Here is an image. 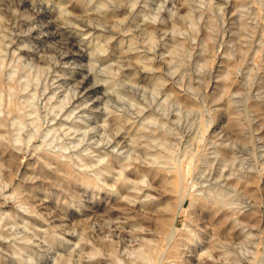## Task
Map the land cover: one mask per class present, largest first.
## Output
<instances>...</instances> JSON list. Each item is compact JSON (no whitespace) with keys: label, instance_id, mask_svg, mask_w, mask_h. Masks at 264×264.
Returning <instances> with one entry per match:
<instances>
[{"label":"rangeland","instance_id":"374dc122","mask_svg":"<svg viewBox=\"0 0 264 264\" xmlns=\"http://www.w3.org/2000/svg\"><path fill=\"white\" fill-rule=\"evenodd\" d=\"M61 1L0 0V264H205L211 237L215 244L208 249L217 262L264 264V0H109L108 11L101 0ZM43 8L52 14H42ZM154 25L165 34L152 45L147 40ZM71 35L84 39L86 55L70 46ZM143 56L151 66L138 60ZM79 83L89 85L85 92ZM96 85L97 93L89 94ZM144 125L160 133L141 137ZM108 149L123 153L131 168L101 158ZM155 151L175 163L146 175ZM85 157L95 161L89 170ZM222 172L244 177L230 181L240 193L231 189L230 196L245 207V234L218 241L202 202L191 208L188 199V209L176 219L178 241L168 244V222L175 216L168 208L178 212L181 194L168 181L179 175L190 185L196 177L212 173L217 179ZM191 223L207 247L173 250L172 244L188 238L184 229ZM144 239L159 242L165 256L140 255Z\"/></svg>","mask_w":264,"mask_h":264},{"label":"bare ground","instance_id":"6f19581e","mask_svg":"<svg viewBox=\"0 0 264 264\" xmlns=\"http://www.w3.org/2000/svg\"><path fill=\"white\" fill-rule=\"evenodd\" d=\"M48 1V0H47ZM53 1V0H52ZM61 1V0H60ZM81 1V0H80ZM91 1V0H90ZM96 1V0H95ZM133 1V0H132ZM62 2V1H61ZM67 2V1H66ZM27 3V0H21V2H20V4H26ZM99 3V5H100V7H102V8H104V9H106V11H108L109 10V7H111L110 5H109V0H101V1H99L98 2ZM128 3V2H127ZM61 4V3H60ZM60 4L58 5V6H60ZM116 4V3H115ZM114 4V5H115ZM56 5V4H55ZM78 5V4H77ZM76 7V6H75ZM91 7V6H90ZM137 7V6H136ZM157 7V6H156ZM36 8V7H35ZM93 8H94V4H93ZM158 8H159V6L156 8L157 10H158ZM59 9V8H58ZM92 9V8H91ZM154 9V8H153ZM60 10L62 11V12H66V11H68V8L67 7H65V6H63V5H61L60 6ZM133 10V9H132ZM37 11V10H36ZM72 11V10H71ZM93 11H94V9H93ZM152 11V10H151ZM145 12V11H144ZM159 12V11H158ZM157 12V13H158ZM161 12V11H160ZM159 12V13H160ZM37 13V12H36ZM80 13V12H79ZM116 13V12H115ZM143 13V12H142ZM165 13H166V10H165ZM42 14H44V15H51L52 14V11L51 10H49L48 8H43V10H42ZM119 14V13H118ZM139 14V13H138ZM151 14V13H150ZM43 15V16H44ZM98 15H100V14H98ZM102 15V14H101ZM145 15V14H144ZM172 15V14H171ZM92 16V15H91ZM115 16V15H114ZM135 16V15H134ZM139 16V15H138ZM163 16V14L160 16V18ZM83 17V16H82ZM106 17V16H105ZM108 17V16H107ZM106 17V18H107ZM66 18H68V17H66ZM71 18H73V17H71ZM135 18V17H134ZM153 18V17H152ZM159 18V17H158ZM36 19H38V18H36ZM74 19V18H73ZM79 19V18H78ZM78 19H76V20H78ZM98 19V18H97ZM113 19V18H112ZM142 19V18H141ZM157 19V18H156ZM75 20V21H76ZM88 20V19H87ZM79 21H82V20H79ZM89 21V20H88ZM156 21H158V20H156ZM15 22V21H14ZM58 22H59V20H58V18H55V20L53 21V25H57L58 26ZM72 22V21H71ZM136 22V21H135ZM80 23V22H79ZM148 23V22H147ZM159 23H161V21L160 22H158V24ZM44 24V23H43ZM42 24V25H43ZM60 24V23H59ZM82 24V23H81ZM139 23H137V25H138ZM142 24V23H141ZM141 24H139L138 26H140ZM155 24V23H154ZM41 25V26H42ZM72 25V24H71ZM85 25V24H84ZM84 25H82V26H84ZM88 25V24H87ZM119 25V24H118ZM120 25H122V24H120ZM40 26V27H41ZM45 26V25H44ZM86 26V25H85ZM105 26V25H104ZM143 26V25H142ZM171 26V25H170ZM38 27V26H37ZM92 27V26H91ZM141 27V26H140ZM144 27H145V25H144ZM163 27V26H162ZM166 27V26H165ZM50 28H51V26L49 25V26H47V28H44L45 29V31L46 30H50ZM67 28H68V26H67ZM142 28V27H141ZM148 28V27H147ZM74 29V28H73ZM82 29H83V27H82ZM94 29H95V26H94ZM97 29V28H96ZM142 29H144V28H142ZM150 29V28H149ZM148 29V30H149ZM154 29H155V31H153V32H151L150 34H149V37H148V40L147 41H150L151 43H152V45L153 44H155V43H157V37H158V34H160L161 32L163 33V28L161 29V25L160 26H158V25H154ZM36 30V29H35ZM52 30V29H51ZM66 30V29H65ZM76 30H78V29H76ZM75 30V31H76ZM89 30H91V28H88L87 29V31H89ZM100 30V29H99ZM57 31V30H56ZM55 31V32H56ZM61 31V30H60ZM71 31V30H70ZM82 31V30H81ZM98 31V30H97ZM173 31V30H172ZM40 32V31H39ZM38 32V33H39ZM42 32H43V30H42ZM41 32V33H42ZM48 32V31H47ZM96 32V31H95ZM112 32V31H111ZM137 32V31H136ZM142 32V31H141ZM145 32V31H144ZM146 32H147V29H146ZM59 33V32H58ZM58 33H55L54 34V36L55 37H57L58 36ZM72 33V32H71ZM86 33V32H85ZM104 33V32H103ZM108 33V32H107ZM60 34V33H59ZM65 34V33H64ZM66 34H68L67 33V30H66ZM83 34V33H82ZM144 34V33H143ZM163 34H165V32L163 33ZM163 34H161V35H163ZM180 34V33H179ZM41 35V34H40ZM45 35V34H44ZM49 35V34H48ZM69 35V34H68ZM85 35V34H84ZM94 35H95V33H94ZM104 35V34H103ZM140 35V34H139ZM160 35V36H161ZM35 36V35H34ZM37 36V35H36ZM72 36V35H71ZM77 36V35H76ZM90 36V35H89ZM116 36V35H115ZM37 37H39V36H37ZM52 37V36H51ZM59 37H61V35L59 36ZM92 37V36H91ZM95 37V36H94ZM142 37V36H141ZM140 37V38H141ZM173 37V36H172ZM46 38V37H45ZM80 38V37H79ZM85 38V37H84ZM105 38V37H104ZM174 38V37H173ZM65 40V39H64ZM82 40V39H81ZM145 40V39H144ZM168 40H170V39H168ZM37 41V40H36ZM40 41H41V39H40ZM67 41V40H66ZM84 41V39L82 40V41H80V40H78V39H76L74 36H72L71 37V39H70V46L73 48V49H76L77 51H79V53L81 52V53H83V54H85L86 55V51H83L82 49H81V47H80V45H81V42H83ZM89 41V40H88ZM142 41V40H141ZM44 42V41H43ZM62 42V41H61ZM171 42V41H170ZM41 43V42H40ZM65 43V42H64ZM87 43V42H86ZM173 43V42H172ZM93 44V43H92ZM147 44V43H146ZM164 44V43H163ZM45 45V44H44ZM65 45V44H64ZM82 45H84V44H82ZM81 45V46H82ZM85 46V45H84ZM93 46V45H92ZM147 46V45H146ZM166 46H168V45H166ZM68 47V46H67ZM98 47L101 49V50H103V51H105V48H104V46H102V45H98ZM148 47V46H147ZM174 47V46H173ZM71 48V49H72ZM126 48V47H125ZM135 48V47H134ZM158 48V47H157ZM168 48H170V47H168ZM41 49V48H40ZM57 49V48H56ZM127 49V48H126ZM176 49V48H175ZM174 49V50H175ZM90 50V49H89ZM163 50V49H162ZM53 51V50H52ZM68 51V50H67ZM88 51V50H87ZM155 52V51H154ZM179 52V51H178ZM60 53V52H59ZM65 54V53H64ZM62 55V54H61ZM68 55V54H67ZM69 55H71V54H69ZM133 55V54H132ZM176 55H178V54H176ZM175 55V56H176ZM65 56V55H64ZM114 56V55H113ZM130 56V55H129ZM88 57V56H87ZM110 57V56H109ZM118 57V56H117ZM144 57V56H143ZM138 57V60L139 61H141L144 65H145V67H147L148 65H152V63L151 62H149V60H148V58L147 57ZM60 58V57H59ZM167 58V57H166ZM176 58V57H175ZM174 58V55H173V57H172V59H175ZM76 59V58H75ZM80 59V58H79ZM178 59V58H177ZM73 60V59H72ZM88 60V59H87ZM92 60V59H91ZM151 60V59H150ZM95 61V60H94ZM177 61V60H176ZM119 62V61H118ZM106 63V62H105ZM126 63H127V61H126ZM151 63V64H150ZM156 63V62H155ZM158 63V62H157ZM179 63V62H178ZM66 64V63H65ZM103 64V63H102ZM77 65V64H76ZM101 65V64H100ZM176 65V64H175ZM107 66V65H106ZM168 68H170V67H168ZM177 69V68H176ZM163 71V70H162ZM171 71V70H170ZM154 72V71H153ZM160 72V71H159ZM87 73V72H86ZM108 73H109V71H108ZM154 74H156L155 72H154ZM114 75V74H113ZM165 75V74H164ZM173 75V74H172ZM91 76V75H90ZM105 76V75H104ZM109 76V75H108ZM130 76V75H129ZM128 76V77H129ZM141 76V75H140ZM93 77H95V76H93ZM154 77V76H153ZM180 77V76H179ZM76 79V78H75ZM81 79V78H80ZM105 79V78H104ZM160 79H162L161 77H160ZM88 80H90V77H86V81H88ZM92 80V79H91ZM98 80V79H97ZM103 80V79H102ZM111 80V79H110ZM110 80H106L107 82H109L111 85H115L113 82H112V80L110 81ZM126 80V79H125ZM152 80V79H151ZM78 81V80H77ZM83 81V80H82ZM81 81V82H82ZM96 81V80H95ZM157 81V80H156ZM162 81V80H161ZM122 82V81H121ZM152 82V81H151ZM158 82V81H157ZM95 83V82H94ZM118 83V82H117ZM143 83V82H142ZM165 83V82H164ZM79 84H81L82 85V89L84 90V92L87 90V88H88V86L89 85H87L86 83H79ZM109 84V85H110ZM75 85V84H74ZM86 85H87V87H86ZM102 85V84H101ZM106 86V85H105ZM159 86V85H158ZM110 87V86H109ZM140 87V86H139ZM80 88V87H79ZM111 88V87H110ZM138 88V87H137ZM100 89V87L98 86V85H96L95 86V88L93 89V90H90L89 91V94H92V93H97V91ZM111 90V89H110ZM129 90V89H128ZM145 90V89H144ZM118 91V90H117ZM131 91V90H130ZM80 92V91H79ZM154 92V91H153ZM164 92V91H163ZM171 92V91H170ZM108 93V92H107ZM133 93H134V91H133ZM139 93V92H138ZM165 93V92H164ZM131 94V93H130ZM156 94H157V92H156ZM93 95V94H92ZM101 95V94H100ZM105 95V94H104ZM104 95H102V96H104ZM142 95V94H141ZM89 96V95H88ZM97 96V95H96ZM107 96V95H106ZM143 96V95H142ZM141 96V97H142ZM156 96V95H155ZM108 97V96H107ZM130 97H132V96H130ZM164 97V96H163ZM78 98V97H77ZM110 98V97H109ZM144 98V97H143ZM149 98V97H148ZM154 98V97H153ZM152 98V99H153ZM156 98H157V96H156ZM82 99V98H81ZM80 99V100H81ZM91 99V98H90ZM95 99H96V97H95ZM83 100V99H82ZM106 100H107V98H106ZM120 100V99H119ZM130 100H134V99H131L130 98ZM129 100V101H130ZM144 100V99H143ZM171 100V99H170ZM90 101V100H89ZM98 101V100H97ZM122 101V100H121ZM128 101V102H129ZM147 101V100H146ZM172 101V100H171ZM95 102V101H94ZM159 102V101H158ZM76 103H78V102H76ZM82 103V102H81ZM84 103V102H83ZM92 103V102H91ZM107 103V102H106ZM130 103V102H129ZM131 103H134V102H131ZM138 103V102H137ZM152 103V102H151ZM79 104V103H78ZM88 104H89V102H88ZM87 104V105H88ZM146 104V103H145ZM180 104V103H179ZM91 105V104H90ZM93 105V104H92ZM163 105V104H162ZM98 106V105H97ZM96 106V107H97ZM155 106V105H154ZM168 106H170V105H168ZM84 107V106H83ZM100 107V106H99ZM141 107V106H140ZM171 107V106H170ZM179 107V106H178ZM81 108V107H80ZM79 108V109H80ZM132 108V107H131ZM136 108H138L137 107V105H136ZM161 108H162V106H161ZM176 109H177V107H175ZM64 109V108H63ZM77 109V108H76ZM135 109V108H134ZM176 109H174V110H176ZM78 110V109H77ZM136 110V109H135ZM144 110V109H143ZM142 110V111H143ZM147 110V109H146ZM83 111V110H82ZM94 111V110H93ZM114 111V110H113ZM72 112V111H71ZM149 112V111H148ZM65 113V112H64ZM79 113H80V111H79ZM83 113H85V111L83 112ZM87 113V112H86ZM118 113V112H117ZM68 114H70V113H68ZM79 115V114H78ZM85 115V114H84ZM145 115V114H144ZM150 115V114H149ZM155 115V114H154ZM103 116V115H102ZM115 116V115H114ZM177 116V115H176ZM175 116V117H176ZM74 117V116H73ZM86 117V116H85ZM105 117V116H104ZM135 117H137V116H135ZM142 117V116H141ZM151 117V116H150ZM70 118V117H69ZM145 118V117H144ZM164 118V117H163ZM176 118H179V117H176ZM82 119V118H81ZM141 119L142 118H140V121H141ZM146 119V118H145ZM144 119V120H145ZM92 120V119H91ZM108 120V119H107ZM134 120V119H133ZM153 120V119H152ZM164 120V119H163ZM87 121V120H86ZM114 121H116L118 124H121L122 123V118H121V116H116L115 117V120ZM146 121V120H145ZM59 122H60V120H59ZM87 122H89V120L87 121ZM91 122V121H90ZM151 122V121H150ZM85 123V122H84ZM93 123V122H92ZM143 123V122H142ZM174 123V122H173ZM76 126H80L81 125V123H74ZM154 124V123H153ZM164 124V123H163ZM162 124V125H163ZM91 125H93V124H91ZM103 125V124H102ZM105 125V124H104ZM109 125V124H108ZM142 125V124H141ZM166 125L168 126L169 124H167L166 123ZM173 125H175V124H173ZM74 125H72V127H73ZM85 126V125H84ZM87 126H88V124H87ZM119 126V125H118ZM149 126V125H148ZM161 126V125H160ZM75 127V126H74ZM99 127V126H98ZM107 127V126H106ZM95 128H96V126H95ZM94 128V129H95ZM120 128V127H119ZM97 129V128H96ZM103 129V128H102ZM108 129V128H107ZM140 129H142L141 130V132H140ZM149 129V127H147V126H145L144 125V127L142 126V127H140L139 129H138V132H140L139 133V135L141 136V137H144V136H149V137H155L154 135H155V133H157V134H159L158 132H156L155 131V133H153V131H149L148 130ZM79 130V129H78ZM120 130H121V128H120ZM175 130V129H174ZM177 130H178V128H177ZM96 131V130H95ZM105 131V130H104ZM158 131V130H157ZM176 131V130H175ZM179 131V130H178ZM125 132V131H124ZM136 132V131H135ZM161 132H162V130H161ZM83 133V132H82ZM105 133H106V131H105ZM120 133H121V131H120ZM127 133V132H126ZM163 136L164 135H166V132L165 131H163ZM85 135V134H84ZM89 135V134H88ZM94 135V134H93ZM108 135V134H107ZM161 135V134H160ZM87 136V135H86ZM92 136V135H91ZM162 136V137H163ZM80 137V136H79ZM83 137V136H82ZM89 137V136H88ZM103 137H106V136H103ZM177 137H178V135H177ZM75 139V138H74ZM98 139V138H97ZM126 139V138H125ZM157 139V138H156ZM103 141L105 140V138H103L102 139ZM109 140V139H108ZM111 140V139H110ZM127 140V139H126ZM129 140V139H128ZM135 140V139H134ZM101 141V140H100ZM94 142V141H93ZM134 142V141H133ZM135 142H137V141H135ZM175 142H177V141H175ZM104 143V142H103ZM112 143V141H110L109 142V144H111ZM167 144V143H166ZM172 144V143H171ZM170 144V145H171ZM118 145H119V143H118ZM144 145V144H143ZM159 145V144H158ZM84 146V145H83ZM127 146V145H126ZM139 146V145H138ZM162 146H165L164 144L162 145ZM112 147H114V145H112ZM119 147H121V145L119 146ZM89 148H91V147H89ZM106 148V147H105ZM122 148V147H121ZM126 149L127 147H123L122 148V150L123 149ZM135 148H136V146H135ZM138 148V147H137ZM149 148H150V146L148 147L147 145H144V146H142L141 147V149L143 150V151H146L147 153L148 152H150V151H148L149 150ZM163 148V147H162ZM84 149H86V148H84ZM95 149V148H94ZM98 149V148H97ZM114 150H116L115 149V147L113 148ZM130 149H132V148H130ZM158 149H159V147H158ZM89 150V149H88ZM100 150V149H99ZM114 150H107L106 151V153H104V155H103V153H102V156H101V158L102 157H107V156H109V157H111V158H113V159H115L116 161H117V163H119L120 164V167L122 168V169H124V171H125V169H129V168H131V166H132V164H130L131 162H127V161H125V156L123 157V153H121V154H119V151H117L118 153H115L116 151H114ZM134 150V149H133ZM136 150V149H135ZM102 151V150H101ZM100 151V152H101ZM124 151V150H123ZM122 151V152H123ZM163 151V150H162ZM85 152V151H84ZM87 152V151H86ZM93 152V151H92ZM96 152V151H95ZM95 152H93V153H95ZM89 153H90V151H89ZM98 153V152H97ZM125 153H129V155L131 156V154H130V152L129 151H125ZM85 154V153H84ZM91 154V153H90ZM135 154V153H134ZM79 155V154H78ZM83 155V154H82ZM128 155V156H129ZM143 155V154H142ZM150 155H153L152 157H154L153 159H152V161H151V163H149L150 165L149 166H147V168L145 167L144 168V166H143V168L146 170V169H148V170H146L147 171V173H146V175H148V174H150V173H148V172H151V171H153V174H154V172H156V171H154V170H157V169H159V168H161V167H163L164 169L167 167V166H165V165H170L171 164V162H170V164H168L169 162H168V160L166 161V159L167 158H171V156H168L166 159H165V157L167 156L166 155V153H163V152H157L156 153V151H155V153L154 154H150ZM164 155H166V156H164ZM84 156H86V157H90L91 155H83V157ZM100 156V155H99ZM81 157V156H80ZM84 158V160H85V164L83 163L84 162V160H83V164H84V166H86L87 168L86 169H84V170H89L90 168L89 167H93V164H92V162L90 161V159L88 160L87 158ZM136 157H137V155H136ZM136 157H134V158H136ZM151 157V158H152ZM105 158H103V162H104V160H105ZM128 158H131V157H128ZM128 158H126V159H128ZM138 158V157H137ZM136 158V159H137ZM142 158V157H141ZM150 157H149V159H151ZM92 159V158H91ZM107 159V158H106ZM131 160H133V159H131ZM131 160H128V161H131ZM56 161V160H55ZM72 161V160H71ZM82 161V160H81ZM174 161V160H173ZM95 162V161H94ZM93 162V163H94ZM102 162V161H101ZM133 162V161H132ZM190 162V161H189ZM188 162V163H189ZM173 163V162H172ZM175 163V162H174ZM174 163L173 164H171V165H174ZM42 164V163H41ZM60 164V163H59ZM103 164V166H104V169H108L109 167H111V164L108 162L106 165H105V163H102ZM228 163H226V164H224V167H228ZM83 166V167H84ZM138 166V165H137ZM176 167V166H175ZM191 167V166H190ZM85 168V167H84ZM170 168H171V166H170ZM174 168V167H173ZM91 169H93V168H91ZM95 169H98L97 167H95ZM163 169V170H164ZM192 169V168H191ZM102 170V169H101ZM144 170V171H145ZM161 170V169H160ZM160 170H159V172H160ZM162 170V171H163ZM168 170V169H167ZM93 171V170H92ZM96 171V170H95ZM127 171V170H126ZM145 171V172H146ZM161 171V172H162ZM225 171V170H224ZM230 171V170H229ZM100 172V171H99ZM98 172V173H99ZM141 172V171H140ZM160 172V173H161ZM178 172V171H177ZM176 172V174H178ZM89 173H92L91 171L89 172ZM102 172H100L98 175H100ZM142 173V172H141ZM156 173H158V171L156 172ZM155 173V174H156ZM175 173V172H174ZM173 173V174H174ZM189 174H191L190 172H188ZM86 174V173H85ZM96 174H97V172H96ZM123 174V173H122ZM87 175V174H86ZM93 175V174H92ZM121 175V174H120ZM119 175V176H120ZM157 175V174H156ZM187 175V174H186ZM204 175V174H203ZM95 176V175H94ZM108 176V175H107ZM143 176H145V175H142V177ZM234 176V177H233ZM100 177V176H99ZM118 177V176H117ZM127 176H125V178H126ZM142 177H141V179H142ZM148 177V176H147ZM173 177H174V175H173ZM124 178V175H123V178L121 179V180H123V179H125ZM143 178H145V177H143ZM175 179H173V180H171V181H168V185H170V187H172L173 189H177V192H179V193H181L180 195H178V197L180 196V198H178L179 199V201H177L178 202V206H176V207H178L177 209H178V212L176 213V211L177 210H173V208L172 209H170V208H168V210H170V212H173V211H175V212H173V213H175V216L174 217H168V219H171V221L170 220H168V221H170V222H168V223H171V227H170V229H167V230H170L168 233L167 232H165V233H167V236H166V239L168 240V244H170L171 242H173V241H175L177 238H175L176 237V233H177V231H178V227H177V224H176V219H177V216H178V214H179V212L181 213V212H183V211H185L186 212V210L188 209V208H186L187 206H186V202H187V200L188 199H191L192 200V204L190 205L191 206V208H192V206H193V203H194V201H200V203L202 202V204L203 205H201V206H204V209H205V211H206V213H207V215H208V217L207 218H209V221L208 222H210L211 221V223L213 224V231H215V234L214 235H216L217 237V239H218V241H223L224 242V239H229L230 238V240L232 239V240H236V237L238 236V235H240V234H245V233H243L244 231H245V225L246 224H244L245 222H243V220L241 219L243 216V214H244V212H243V210L245 209V207L244 206H242V204H241V202H237V201H235L234 199H233V197H231L230 196V190L231 189H233V192H238V194H240L239 193V187L238 186H236V187H233V185L230 183V181L233 179V178H237L238 179V183H240L241 181H242V179H244V177L243 176H241L240 174H237V175H235V173L233 174H229V175H227L225 172H222L221 174H220V177L219 178H215L213 175H212V173H208V175H205L204 177H202L201 176V178L199 177V178H195V179H193V181L191 182L192 184H187L184 180H180V178H182V177H180L179 178V175H176L175 177H174ZM185 178V177H184ZM240 178V179H239ZM119 179V178H118ZM130 179V178H129ZM189 179V178H188ZM188 179H186V180H188ZM191 179V178H190ZM120 180V182H122ZM164 180H166V179H164ZM163 180V181H164ZM180 180V181H179ZM192 180V179H191ZM190 180V181H191ZM97 181V180H96ZM125 181V183H128V179H125L124 180ZM141 181H143V180H141ZM144 182H146V180L144 181ZM188 182V181H187ZM124 183V182H123ZM124 183V184H125ZM133 183H138L137 181L136 182H133ZM142 183V182H141ZM164 183H165V181H164ZM165 185L167 186V183H165ZM134 186V185H133ZM127 187V186H126ZM170 187H168V188H170ZM171 188V190H173ZM150 191V190H149ZM168 191H170V190H168ZM175 191V190H174ZM173 191V192H174ZM143 192V191H142ZM177 192H175V193H177ZM170 193H172L171 191H170ZM143 194V193H142ZM144 194H145V192H144ZM152 196V195H151ZM147 197V196H146ZM148 197H150L149 195H148ZM147 197V198H148ZM154 196H152V198H153ZM238 197V196H237ZM236 197V198H237ZM157 199H159V198H157ZM149 200V199H148ZM151 200V199H150ZM153 200V199H152ZM160 200V199H159ZM154 201H155V199H154ZM153 201V202H154ZM166 201H168V200H166ZM151 202V201H150ZM156 202V201H155ZM162 202V201H161ZM130 203V202H129ZM132 203V202H131ZM152 203V202H151ZM165 203V202H164ZM168 203H172V202H168ZM199 202H198V205L200 204ZM149 204V203H148ZM158 203L156 202V203H154V205H157ZM152 205H153V203H152ZM151 205V206H152ZM149 206V205H148ZM161 205L159 204V208H161L160 207ZM164 206V205H163ZM165 206H167L168 207V205H165ZM141 207V206H140ZM170 207H172V206H170ZM174 207V206H173ZM138 208V207H137ZM154 208H156V206L154 207ZM154 208H151V210H153L152 212H154ZM159 208H158V210H159ZM163 208V207H162ZM191 208H189V209H191ZM202 208V207H201ZM149 209V208H148ZM203 209V208H202ZM202 209H201V211H202ZM139 210V209H138ZM163 211H165L164 209H162ZM172 210V211H171ZM159 211H161V209L159 210ZM162 211V212H163ZM189 211V210H188ZM204 211V210H203ZM156 212V211H155ZM159 213V212H158ZM165 213V212H164ZM166 213H168V212H166ZM205 213V212H204ZM150 214V213H149ZM160 214V213H159ZM162 214V213H161ZM163 215H165V214H163ZM193 215V214H192ZM173 216V215H172ZM158 214H157V218H156V220H158ZM163 217H165V216H163ZM205 217V216H204ZM161 218V217H160ZM159 218V220H162L163 221V223L164 224H167V222H166V218L164 219H160ZM191 218V217H190ZM206 218V219H207ZM193 219V218H192ZM191 221V220H190ZM189 221V222H190ZM159 222H161V221H159ZM207 222V224L206 225H208V224H211V223H208ZM161 224H162V222H161ZM188 224V223H187ZM193 223H191L190 224V226L188 225L186 228L187 229H184V230H187V233L189 232V235H187L188 236V238L186 239L185 237V239L184 240H182V241H180V244L178 243V242H175L174 244H172V245H174L173 246V250H177V249H179L178 248V246L180 245V249L182 250L183 249V247L181 248V246H186L187 247V245H189L188 247H190V245H194L195 247H201V249H204V248H206L207 246H205L204 244H206V243H204L203 244V242H201V241H199L200 239H201V233H200V230H199V233H197V231H198V225H196L197 226V230L196 229H194L195 227H193V225H192ZM203 225V224H202ZM205 225V224H204ZM205 225V226H206ZM161 226H163V224L161 225ZM165 227H167L166 225H164ZM164 226L163 227H161V228H164ZM211 226V225H210ZM204 227V226H203ZM207 228H208V226H206ZM205 227V228H206ZM146 228V227H145ZM211 228H212V226H211ZM200 229V228H199ZM165 230H166V228H165ZM180 230V229H179ZM202 230V229H201ZM206 231V230H205ZM208 231H210V230H208ZM150 232V231H149ZM162 232V231H161ZM211 232V231H210ZM141 233V232H140ZM155 233V232H154ZM165 233H163V235L165 234ZM185 233V232H184ZM205 233H207V232H205ZM157 234V233H156ZM210 235V234H209ZM142 236V235H141ZM179 236V235H178ZM181 236V235H180ZM181 237H183V236H181ZM211 237V236H210ZM241 237V236H240ZM180 238V237H179ZM208 238V237H207ZM222 238H223V240H222ZM239 238V237H238ZM204 239V238H203ZM210 239V238H209ZM209 239H207V243L209 244V246H208V248L210 247V245H212L213 244V240H215V238H212L211 237V239L209 240ZM157 240V239H156ZM205 240V239H204ZM208 240H209V242H208ZM226 240V241H227ZM238 240V239H237ZM164 241V240H163ZM176 241H178V240H176ZM203 241V240H202ZM161 243H162V241H160ZM216 242V241H215ZM223 242H222V246H223ZM233 242V241H232ZM107 243V242H106ZM143 243V244H142ZM141 243V246L142 247H144L143 249L142 248H140V250H139V254L141 255V253L144 255H146V256H152V254L153 253H157V252H159V249L160 248H158V246H160L159 244H158V246H157V244H155V243H159V242H157V241H154L153 239L151 240V239H144V241ZM160 243V244H161ZM166 243H167V241H166ZM217 243V242H216ZM229 243V242H228ZM227 243V244H228ZM215 244V243H214ZM213 244V245H214ZM172 245H170V248H172L171 246ZM207 245V244H206ZM219 245H220V243H219ZM218 245V246H219ZM226 245V244H225ZM186 247H184V248H186ZM225 247V246H224ZM227 247V246H226ZM230 247V246H229ZM232 247V246H231ZM164 248V247H163ZM166 248H168V247H166ZM196 248V249H197ZM207 248V251H205V253H204V255H203V257H202V259L204 260V263L205 264H225L226 263V261H225V263H219V262H217V260H215L214 258H215V256L213 255V254H215L216 252V250L214 251L215 253H213L212 254V249H208ZM211 248V247H210ZM220 248H221V245H220ZM189 249H191V248H189ZM195 249V250H196ZM227 249V248H226ZM225 249V250H226ZM181 250H179V251H181ZM186 250V249H185ZM198 250V249H197ZM212 250V251H211ZM220 250V249H219ZM223 250V249H222ZM224 250V251H225ZM229 250V249H228ZM171 251V250H170ZM178 251V252H179ZM201 251V250H200ZM221 251V250H220ZM230 251V250H229ZM165 252H167V251H165ZM174 252V251H173ZM179 253H181V252H179ZM222 253V252H221ZM228 253V252H227ZM158 254V256H159V254H162V253H157ZM207 256H206V255ZM219 254V253H218ZM217 254V255H218ZM224 254V253H223ZM162 255H164L165 256V254H162ZM177 255H178V253H177ZM202 255V254H201ZM216 255V254H215ZM158 256L156 255V258H157V260H158ZM166 256H168V255H166ZM173 256H175V254L173 255ZM182 256V255H181ZM181 256H180V258L179 259H181ZM162 257V256H161ZM172 257V256H171ZM177 257H179V256H176L175 258H177ZM228 257H229V255H228ZM151 258V257H150ZM163 258H165V257H163ZM174 258V257H173ZM186 258V257H185ZM217 258H219V257H217ZM149 259V258H148ZM153 259V258H152ZM220 259V258H219ZM160 260H162V258H160ZM172 258L170 259V262L172 263ZM175 261H179V260H176V259H174ZM173 260V261H174ZM165 261V260H164ZM159 262V261H158ZM158 262H157V264H158ZM163 262V261H162ZM162 262H161V264H162ZM166 262H168V259L166 260ZM169 262V263H170ZM197 262H199L198 260H197ZM201 262V261H200ZM175 263V262H174ZM181 263V262H180ZM203 263V262H202ZM177 264H179V263H177ZM183 264H184V262H183Z\"/></svg>","mask_w":264,"mask_h":264}]
</instances>
